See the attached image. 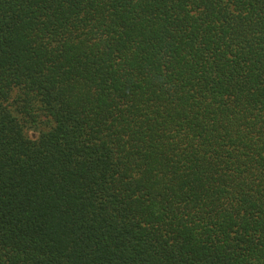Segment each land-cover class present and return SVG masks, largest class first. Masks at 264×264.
I'll return each mask as SVG.
<instances>
[{"label": "trees", "instance_id": "16d2710c", "mask_svg": "<svg viewBox=\"0 0 264 264\" xmlns=\"http://www.w3.org/2000/svg\"><path fill=\"white\" fill-rule=\"evenodd\" d=\"M0 264H264V0H0Z\"/></svg>", "mask_w": 264, "mask_h": 264}, {"label": "rangeland", "instance_id": "374dc122", "mask_svg": "<svg viewBox=\"0 0 264 264\" xmlns=\"http://www.w3.org/2000/svg\"><path fill=\"white\" fill-rule=\"evenodd\" d=\"M30 135L32 138H37L38 137V133L36 131H31Z\"/></svg>", "mask_w": 264, "mask_h": 264}]
</instances>
